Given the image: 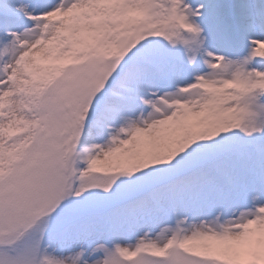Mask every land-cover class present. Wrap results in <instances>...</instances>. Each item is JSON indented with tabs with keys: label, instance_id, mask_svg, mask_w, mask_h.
<instances>
[{
	"label": "snow or ice",
	"instance_id": "snow-or-ice-1",
	"mask_svg": "<svg viewBox=\"0 0 264 264\" xmlns=\"http://www.w3.org/2000/svg\"><path fill=\"white\" fill-rule=\"evenodd\" d=\"M0 264H264V0H0Z\"/></svg>",
	"mask_w": 264,
	"mask_h": 264
}]
</instances>
